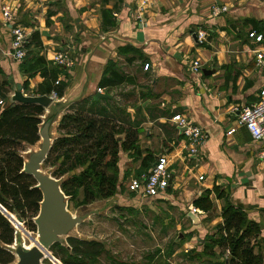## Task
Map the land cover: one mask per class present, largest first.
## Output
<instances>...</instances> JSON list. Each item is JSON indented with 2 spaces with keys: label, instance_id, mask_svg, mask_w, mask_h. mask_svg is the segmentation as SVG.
<instances>
[{
  "label": "crops",
  "instance_id": "obj_1",
  "mask_svg": "<svg viewBox=\"0 0 264 264\" xmlns=\"http://www.w3.org/2000/svg\"><path fill=\"white\" fill-rule=\"evenodd\" d=\"M137 2L0 0V68L11 86L20 85L25 96H37L35 92L42 79L39 75L27 78L19 72V63L11 56L10 25L23 27L29 36L37 33L40 48H32V52L47 62L55 53L69 51L74 65L66 70V78L61 76L66 83L64 94L52 100L42 117L41 126L52 120L50 140L52 127L57 132L60 118L72 108L94 99L96 94L109 96L117 88L132 87L134 97L124 104L128 105L125 113L133 123L139 119L137 108L144 114L143 132L138 136L141 158L147 153L154 158L168 153L173 163L169 191L160 199L176 197L191 211L192 202L203 192L214 187L227 192L229 202L240 206L248 221L259 226L253 252L264 264V158H260L264 139L252 140L237 125L236 114L237 108L255 102L264 87V64L255 59V51L264 47V38L259 46L248 37L250 33L264 35V29L257 26L264 23V0H152L142 10V21L134 17ZM214 6H225L227 12L212 17ZM2 8L11 12V24L4 23ZM102 11L109 12L112 26L103 24ZM200 31L206 34L201 44L193 38ZM121 48H128V53L120 54ZM132 50L140 52L144 60H139ZM133 57V61H128ZM194 60L201 63L196 74L189 69ZM109 62L115 63L130 83L97 93ZM25 82L26 90L22 88ZM138 91L147 96L140 99ZM12 95L11 89L9 97ZM115 100L111 97L103 105L118 107L119 96ZM115 110H120L118 115L124 114L119 107ZM174 115L184 116L207 135L200 156L189 163L181 160L184 137L170 121ZM232 128L235 132L227 136ZM140 161H132L127 154L119 160L136 170ZM133 172L131 177L135 176L136 171ZM200 176L203 180L198 181ZM209 198L213 210L203 213L196 209V216L200 221L208 219L205 223L214 230L222 224L224 202L214 194ZM198 245L201 246L200 242ZM195 251L201 255L202 248Z\"/></svg>",
  "mask_w": 264,
  "mask_h": 264
},
{
  "label": "trees",
  "instance_id": "obj_2",
  "mask_svg": "<svg viewBox=\"0 0 264 264\" xmlns=\"http://www.w3.org/2000/svg\"><path fill=\"white\" fill-rule=\"evenodd\" d=\"M102 16L105 26L113 25V22L108 20V11H102ZM257 26L264 29V23ZM262 36L264 38L263 34ZM32 48H40L37 33H32L24 46L26 54L19 63V72L27 78L40 76L42 82L38 85L35 95L54 94L60 99L66 88L61 76L66 78V70L47 62L38 54H33ZM128 51V48H121L119 53L126 54ZM132 51L139 60H144L140 52ZM133 59L134 57L128 61ZM124 83H130V79L118 71L115 63L109 62L103 71L99 89H112ZM27 87L28 84L23 83L22 88L26 90ZM11 89L10 81L0 68V98L4 101L0 107V264L13 262V255L8 248L14 241L10 219H28V230L35 231L32 219L37 216L42 199L33 178L23 172L24 161L20 152L24 147L39 143V130L45 109L36 104L9 102ZM106 94H109V91ZM103 103L108 101L90 99L63 114L57 127L58 137L54 139L43 162L45 166L56 168L54 173L57 178L68 176L60 186L70 200L81 196L80 200H76L75 207L115 197L122 183L119 182L120 153H127L135 161L141 159L135 177L147 172L155 161L151 153L141 158L143 152L138 145L140 130L116 126L115 120L107 114L106 105ZM47 119L48 117L45 120ZM211 194L224 202L221 208L222 224L217 225L216 233L201 244L200 257H213L214 248H218L227 250L229 256L214 264H261L260 256L253 252L260 233L259 226L248 221L240 206L229 202L227 192L214 187L212 191L207 190L198 196L192 206L203 213L211 212ZM131 196L138 199L134 194ZM155 199L164 200H150ZM67 242L71 252L60 244L50 247V250L58 248L62 256L61 264H94L95 258L103 251L100 246L96 248L95 243L71 237L67 238Z\"/></svg>",
  "mask_w": 264,
  "mask_h": 264
},
{
  "label": "rangeland",
  "instance_id": "obj_3",
  "mask_svg": "<svg viewBox=\"0 0 264 264\" xmlns=\"http://www.w3.org/2000/svg\"><path fill=\"white\" fill-rule=\"evenodd\" d=\"M138 92L140 99L144 95L147 96V94H142V91ZM133 93L132 87L124 86L113 90L107 98L110 100L112 97L116 102L115 97L119 96L118 107L124 111V114L118 115L120 110H115L118 108L116 106L106 105L105 110L115 120L116 126L121 125L125 129L137 128L141 133L143 132L141 124L144 122L141 108H137L135 111L139 115L138 121L141 123L131 122L129 114L125 113L128 105L124 104L134 97ZM51 133L52 145L54 139L58 137V133L53 127ZM39 147L40 143L23 148L20 154L24 164L28 162L29 156L33 152L39 150ZM125 154L127 153H120V158ZM127 157L135 161L128 154ZM118 167L119 182L122 183L114 198L75 207L76 200H80L81 196L78 199L70 200L64 195L60 186L68 176L57 178L54 173L55 167H48L43 163L40 165V170L45 175L58 181L60 190L65 197L68 213L81 219L80 224L74 227L67 237H63L61 243L55 244H60L68 252H71V247L67 242L69 237L97 244L96 248L100 246L103 251L95 258L94 264H214L213 260L221 262L224 257L229 256V252L222 251V249L218 252L213 251L214 256L210 258H201L200 255L195 254V250L201 248V244L204 241L207 242L209 236L216 233L215 228L214 230L208 228L209 226L205 223L208 219L203 220V218L199 224H193L188 218V214L191 212L188 206L181 203L176 197L168 201L135 199L128 193L126 183L131 177L130 175L134 173L133 171L137 170L128 167V165L125 166L122 162L118 163ZM10 221L14 230V241L8 248L13 255L12 248H16L17 245L30 248L33 246V240L37 239V235L35 225V231L28 230V219L22 221L10 219ZM198 242L201 246L198 245ZM185 246H191L192 249L186 250ZM48 253L50 257H46L42 264H61L62 256L58 248L49 249ZM15 261L16 257L13 255L11 264Z\"/></svg>",
  "mask_w": 264,
  "mask_h": 264
},
{
  "label": "built area",
  "instance_id": "obj_4",
  "mask_svg": "<svg viewBox=\"0 0 264 264\" xmlns=\"http://www.w3.org/2000/svg\"><path fill=\"white\" fill-rule=\"evenodd\" d=\"M152 0H138L137 7L134 12L135 20L142 21V10L151 2ZM227 12L225 6L219 7L214 6L211 9V16L218 17L219 15ZM2 15L5 24H11L13 21V16L11 12L5 8H2ZM10 33L12 37L11 48H12V58L15 62L20 63L25 57L24 45L26 44L29 34L27 31L19 26L10 25ZM206 34L204 32H198L196 38L199 44H201L205 39ZM253 42L259 46H262L263 36L257 35L255 33H250L248 35ZM255 59L259 64H264V47L259 51H255ZM51 62L56 66H59L65 70H69L74 65V59L69 53V51H59L55 53ZM201 63L198 60H194L190 64V72L196 74L200 71ZM143 69L146 71L148 65H145ZM97 93H102L101 89H97ZM52 100L56 97L51 94ZM4 104V101L0 98V106ZM237 114V125L244 128L252 140L261 141L264 139V87L258 92L257 99L255 102L243 105L236 109ZM171 123L177 127L185 128L182 132L184 137V154L181 157L183 163H189L192 159L197 158L201 154V148L205 144L207 135L198 126L191 124L187 118L181 115H174L170 119ZM235 132V129H230L226 135L230 136ZM260 158H264V152L260 154ZM173 163L168 157V153H163L159 156L158 160L154 161L149 167L148 171L135 177L132 176L128 179L126 183V189L128 193L134 194L136 198L140 200L162 198L165 196L167 189L170 187V182L172 181L171 166ZM203 180V177H198V181ZM191 212L198 215L195 208L191 209Z\"/></svg>",
  "mask_w": 264,
  "mask_h": 264
},
{
  "label": "water",
  "instance_id": "obj_5",
  "mask_svg": "<svg viewBox=\"0 0 264 264\" xmlns=\"http://www.w3.org/2000/svg\"><path fill=\"white\" fill-rule=\"evenodd\" d=\"M193 38L196 40L195 36ZM203 73L207 75V72ZM12 92L13 95L9 97V102L11 103L36 104L44 109H47L52 103V99L48 96L23 95L20 85L12 86ZM107 98L109 96L101 94L94 96V100ZM51 123V119L43 123L39 130V150L33 152L29 156L28 162L23 165V172L33 178L36 183L35 187L41 192L42 196L38 214L33 220L36 226L37 239L33 240V246L30 248L23 245H17L16 248H12L13 255L16 257V261L13 264H42L46 257H50L48 253L50 247L55 243H61L63 237H67L74 227L81 222L79 217L68 213L65 197L60 190L58 181L51 176L45 175L40 170V165L46 159L51 147L49 138ZM177 128L180 134L185 130V128ZM158 158L159 156H156L154 160L156 161ZM188 218L193 224L200 223L199 218L192 212L188 214Z\"/></svg>",
  "mask_w": 264,
  "mask_h": 264
}]
</instances>
